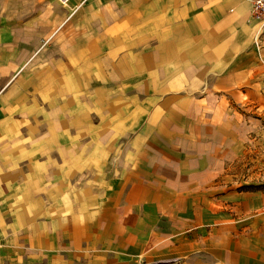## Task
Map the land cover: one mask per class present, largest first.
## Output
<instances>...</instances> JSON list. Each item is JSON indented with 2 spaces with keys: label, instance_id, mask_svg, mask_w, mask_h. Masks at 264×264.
Returning <instances> with one entry per match:
<instances>
[{
  "label": "rangeland",
  "instance_id": "374dc122",
  "mask_svg": "<svg viewBox=\"0 0 264 264\" xmlns=\"http://www.w3.org/2000/svg\"><path fill=\"white\" fill-rule=\"evenodd\" d=\"M98 9L93 0H0V139L13 142L0 163L10 185L39 182L50 202L103 174L159 181L180 207L185 200L174 241L185 251L171 241L153 264H217L211 251L225 264L218 251L236 258L238 248L264 264V16L249 17L242 49L162 78L158 68L92 65L102 55Z\"/></svg>",
  "mask_w": 264,
  "mask_h": 264
},
{
  "label": "crops",
  "instance_id": "0c3cea01",
  "mask_svg": "<svg viewBox=\"0 0 264 264\" xmlns=\"http://www.w3.org/2000/svg\"><path fill=\"white\" fill-rule=\"evenodd\" d=\"M93 2L102 16V28L94 34L102 55L92 65L100 67L133 66L146 72L158 68L162 78H176L185 75L187 67L210 66L219 54L223 59L235 45L242 49L251 31L249 0ZM81 41L85 46L90 38ZM5 119L1 121L6 124ZM161 119L162 125L170 124ZM4 136L0 158L9 163L4 148L13 142L9 133ZM28 157L32 160L33 155ZM8 173L0 163V264H153L166 259L164 255L169 257L171 241L172 247L185 251L184 241L174 242L176 236L180 239L176 227L184 228L185 200L182 197L180 207L179 196L163 191L159 181L132 183L103 174L97 184L76 188L74 196L49 202L35 192L39 182L34 187L32 182L29 186L20 182L16 190ZM30 175L37 180L36 170ZM216 252L210 255L222 264ZM235 252L241 261L233 253L218 254L227 258L225 264L261 261L259 252L239 248ZM189 259L180 264H204L196 257Z\"/></svg>",
  "mask_w": 264,
  "mask_h": 264
},
{
  "label": "built area",
  "instance_id": "2783aa9c",
  "mask_svg": "<svg viewBox=\"0 0 264 264\" xmlns=\"http://www.w3.org/2000/svg\"><path fill=\"white\" fill-rule=\"evenodd\" d=\"M249 17L252 20L260 21L264 16V0H249Z\"/></svg>",
  "mask_w": 264,
  "mask_h": 264
}]
</instances>
